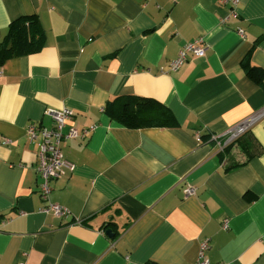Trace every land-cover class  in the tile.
Returning a JSON list of instances; mask_svg holds the SVG:
<instances>
[{
    "label": "crops",
    "instance_id": "1",
    "mask_svg": "<svg viewBox=\"0 0 264 264\" xmlns=\"http://www.w3.org/2000/svg\"><path fill=\"white\" fill-rule=\"evenodd\" d=\"M231 7L0 0V264H194L204 239L210 264H264V0ZM198 39L204 56L170 72ZM62 108L79 137L60 145L55 217L26 128Z\"/></svg>",
    "mask_w": 264,
    "mask_h": 264
},
{
    "label": "built area",
    "instance_id": "2",
    "mask_svg": "<svg viewBox=\"0 0 264 264\" xmlns=\"http://www.w3.org/2000/svg\"><path fill=\"white\" fill-rule=\"evenodd\" d=\"M221 3L230 4L233 8L236 7L237 0H221ZM231 7V8H232ZM231 16L236 13L232 11ZM241 34V31L238 32ZM205 48L201 45V39L186 43L178 52L177 57L170 62L169 71L174 72L186 63L189 56L203 57ZM52 120V127L48 130L38 125H28L26 135L29 140H37L38 152L36 154V165L34 171L40 178L39 196L42 202V214H52L55 217H68L69 212L66 208L58 206L50 202L49 195L51 192L50 182L59 178L62 174V169L66 166L63 161L60 145L69 140L79 137L78 130L67 129L66 123L71 118V112L62 108L60 110H52L48 112ZM252 120L239 124L238 126L228 130L225 143H231L242 134H244L251 126ZM184 197L193 196L195 189L187 186L183 190ZM226 224H223V229H226ZM209 249L208 240H202L198 245L197 258L194 264H210L206 258V252ZM22 264V263H19Z\"/></svg>",
    "mask_w": 264,
    "mask_h": 264
},
{
    "label": "trees",
    "instance_id": "3",
    "mask_svg": "<svg viewBox=\"0 0 264 264\" xmlns=\"http://www.w3.org/2000/svg\"><path fill=\"white\" fill-rule=\"evenodd\" d=\"M25 20L23 19L21 22H19L18 24H17V28L19 29V31L18 32H16L15 33V41H17V42H20V39H22V42H21V44H24L25 43V41H26V43H28L27 42V38L26 37H24V36H22V34L25 32V26H24V24H23V22H24ZM14 27H12V29H13ZM31 44V43H30ZM32 45V44H31ZM21 50H24V49H22V48H20L19 46H18V48H15L14 46L13 47H11V49H9V50H5V53H4V56L6 57V52H10V54H18V53H20V51ZM28 50V49H27ZM156 122H157V118L155 117V115L153 116V119L152 120H149L148 121V124H151V125H155L156 124ZM159 124V123H158Z\"/></svg>",
    "mask_w": 264,
    "mask_h": 264
},
{
    "label": "water",
    "instance_id": "4",
    "mask_svg": "<svg viewBox=\"0 0 264 264\" xmlns=\"http://www.w3.org/2000/svg\"><path fill=\"white\" fill-rule=\"evenodd\" d=\"M105 234L108 235V237H111V238H112L113 235H114V234L111 233L110 230H107V231L105 232Z\"/></svg>",
    "mask_w": 264,
    "mask_h": 264
}]
</instances>
